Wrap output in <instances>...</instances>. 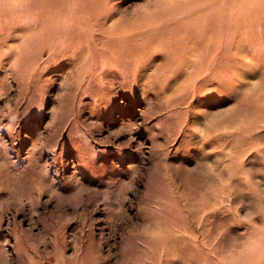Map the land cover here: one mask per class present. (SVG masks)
<instances>
[{
	"label": "rangeland",
	"instance_id": "obj_1",
	"mask_svg": "<svg viewBox=\"0 0 264 264\" xmlns=\"http://www.w3.org/2000/svg\"><path fill=\"white\" fill-rule=\"evenodd\" d=\"M0 264H264V0H0Z\"/></svg>",
	"mask_w": 264,
	"mask_h": 264
}]
</instances>
